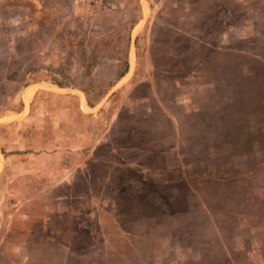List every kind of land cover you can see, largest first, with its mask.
<instances>
[{"label":"rangeland","instance_id":"rangeland-1","mask_svg":"<svg viewBox=\"0 0 264 264\" xmlns=\"http://www.w3.org/2000/svg\"><path fill=\"white\" fill-rule=\"evenodd\" d=\"M256 63L264 0H0V264H264Z\"/></svg>","mask_w":264,"mask_h":264},{"label":"trees","instance_id":"trees-1","mask_svg":"<svg viewBox=\"0 0 264 264\" xmlns=\"http://www.w3.org/2000/svg\"><path fill=\"white\" fill-rule=\"evenodd\" d=\"M126 68H127V66H126V63H125L122 71H120L118 73V76L119 77L123 75V73L126 71ZM263 73H264V63H256V66H255V68L252 69V73L251 74H256L255 77H259L260 78V76H262ZM251 74H247V75L249 76ZM56 84L58 85V83H56ZM87 104L89 105V101H87ZM89 106H92V105H89ZM0 153L3 156L5 155L4 152H3V150H1V149H0Z\"/></svg>","mask_w":264,"mask_h":264},{"label":"bare ground","instance_id":"bare-ground-1","mask_svg":"<svg viewBox=\"0 0 264 264\" xmlns=\"http://www.w3.org/2000/svg\"><path fill=\"white\" fill-rule=\"evenodd\" d=\"M132 59V57H131ZM32 90L33 88L32 87H27L25 88L24 92H23V99L25 102H27L32 94ZM0 167H1V159H0Z\"/></svg>","mask_w":264,"mask_h":264}]
</instances>
